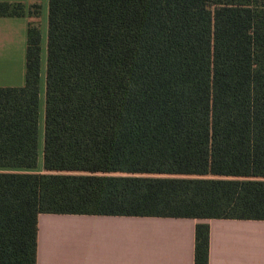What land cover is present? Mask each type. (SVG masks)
<instances>
[{
  "label": "trees",
  "instance_id": "trees-1",
  "mask_svg": "<svg viewBox=\"0 0 264 264\" xmlns=\"http://www.w3.org/2000/svg\"><path fill=\"white\" fill-rule=\"evenodd\" d=\"M42 0L22 86H0V264H36L41 213L264 220V0ZM196 225L194 264H209Z\"/></svg>",
  "mask_w": 264,
  "mask_h": 264
},
{
  "label": "crops",
  "instance_id": "crops-1",
  "mask_svg": "<svg viewBox=\"0 0 264 264\" xmlns=\"http://www.w3.org/2000/svg\"><path fill=\"white\" fill-rule=\"evenodd\" d=\"M28 22L0 17V86L25 84ZM203 222L209 264H264V220L54 213L39 215L36 264H194Z\"/></svg>",
  "mask_w": 264,
  "mask_h": 264
},
{
  "label": "rangeland",
  "instance_id": "rangeland-1",
  "mask_svg": "<svg viewBox=\"0 0 264 264\" xmlns=\"http://www.w3.org/2000/svg\"><path fill=\"white\" fill-rule=\"evenodd\" d=\"M25 2V1H24ZM43 10L41 17L42 24V69L43 81L40 84V119H39V159L38 167L33 170L35 172L42 171L43 165V145H44V121H45V100H46V67H47V37H48V12L49 0H43ZM26 66V56H24V73Z\"/></svg>",
  "mask_w": 264,
  "mask_h": 264
}]
</instances>
